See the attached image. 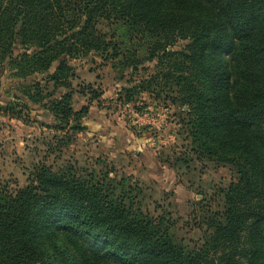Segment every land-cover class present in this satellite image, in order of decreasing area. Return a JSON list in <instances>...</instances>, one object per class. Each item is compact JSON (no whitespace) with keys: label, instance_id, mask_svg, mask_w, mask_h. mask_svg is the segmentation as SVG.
Masks as SVG:
<instances>
[{"label":"trees","instance_id":"trees-1","mask_svg":"<svg viewBox=\"0 0 264 264\" xmlns=\"http://www.w3.org/2000/svg\"><path fill=\"white\" fill-rule=\"evenodd\" d=\"M125 42L175 87L189 154L236 174L208 235L190 249L108 179L41 164L23 188L0 180V264H264V0H0V69L21 80L25 107L45 99L28 77L68 87L67 59L117 58ZM46 102L57 129H86L70 94Z\"/></svg>","mask_w":264,"mask_h":264},{"label":"rangeland","instance_id":"rangeland-1","mask_svg":"<svg viewBox=\"0 0 264 264\" xmlns=\"http://www.w3.org/2000/svg\"><path fill=\"white\" fill-rule=\"evenodd\" d=\"M119 49L117 58L97 53L66 58L68 87L54 89L46 74L28 77L26 85L43 89L42 106L22 105L21 80L11 78L7 67L0 69V180L23 188L41 164L108 179L117 195L130 193L129 203L148 217L164 218L174 240L191 249L208 235L205 218L222 210V191L236 174L189 154L186 108L173 102L172 84H156L158 63L148 60L145 45L125 42ZM20 52L16 44L14 54ZM125 58L136 62L123 67ZM64 94H70L75 113L86 110L75 121L85 130L57 129L46 101Z\"/></svg>","mask_w":264,"mask_h":264},{"label":"crops","instance_id":"crops-1","mask_svg":"<svg viewBox=\"0 0 264 264\" xmlns=\"http://www.w3.org/2000/svg\"><path fill=\"white\" fill-rule=\"evenodd\" d=\"M1 80V79H0ZM3 84V81H0V90H1V85ZM9 84H11V82H9ZM4 85H6V83L4 84ZM0 93H1V91H0ZM3 116L1 115V112H0V119L2 118ZM11 124V123H10ZM0 134H1V132H0Z\"/></svg>","mask_w":264,"mask_h":264}]
</instances>
